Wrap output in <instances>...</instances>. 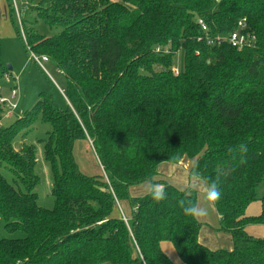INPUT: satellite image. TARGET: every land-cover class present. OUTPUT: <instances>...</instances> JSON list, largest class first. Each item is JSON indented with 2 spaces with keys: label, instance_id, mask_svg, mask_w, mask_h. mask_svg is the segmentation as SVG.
<instances>
[{
  "label": "trees",
  "instance_id": "1",
  "mask_svg": "<svg viewBox=\"0 0 264 264\" xmlns=\"http://www.w3.org/2000/svg\"><path fill=\"white\" fill-rule=\"evenodd\" d=\"M35 11L62 31L46 37L22 22L27 52L62 72L67 100L59 106L41 93L30 111L0 124V219L8 234L23 235L0 237V264H175L163 242L184 264H264V237L249 231L264 226V0H42ZM244 19L253 48L207 44V34L229 36ZM5 74L0 29V81ZM5 110L0 103V122ZM39 121L51 126L42 143L53 209L38 203L35 146L15 148ZM89 140L104 174L77 163L76 142ZM241 142L244 163L229 151ZM184 159L194 161L190 178H218L216 231L232 237V250L201 244L204 224L183 215L180 201L198 203L196 190L156 180L163 164ZM150 182L165 185V201L131 195ZM258 201L261 213L248 216Z\"/></svg>",
  "mask_w": 264,
  "mask_h": 264
},
{
  "label": "rangeland",
  "instance_id": "2",
  "mask_svg": "<svg viewBox=\"0 0 264 264\" xmlns=\"http://www.w3.org/2000/svg\"><path fill=\"white\" fill-rule=\"evenodd\" d=\"M42 0H27L25 9L22 7V14L19 17L16 12H10V5L8 0H0V25H1V46H2V62L4 68L12 67V79L16 78V81L11 83L5 82L4 79L0 81L3 86V91L0 96L5 97L9 100V105H18V109L14 110L13 113L6 115L8 109L5 110L4 117L8 118L0 122L2 127H6L14 123L18 117L23 115L25 112L30 111L35 103L38 101L41 93H48L52 95L54 102L59 106L66 104V97L64 90V76L62 72L54 69L50 62H44L42 67L38 62L33 60L32 53L27 52L25 39L23 36L24 23L25 30L29 28H35L38 34L46 37H55L61 33V29H52L49 27L43 19L38 18L36 15V7L41 3ZM46 6V5H45ZM13 7V6H12ZM34 54V53H33ZM35 55V54H34ZM37 57H46L43 55L36 54ZM48 58V57H47ZM49 60V59H48ZM175 72L181 71L183 65V55L179 53L175 56ZM11 72V71H10ZM8 75V74H5ZM18 89L19 94L17 98H12V90ZM68 103V102H67ZM1 115V114H0ZM2 116V115H1ZM1 126V125H0ZM51 130V126L38 122L34 131L30 133L25 139L19 137L15 141V148L21 149L23 144L34 145L36 149L37 167L36 174L39 176L41 182L37 188L38 203L41 207L46 209H53L54 197L52 196L53 178L50 165L47 163L44 154V144L42 140L47 138V133ZM94 145L91 140L89 141H78L76 142L74 153L77 159V163L80 166L82 172L89 176H97L98 174H104V171L97 159L96 153L94 152ZM9 181L11 178L8 176ZM259 197L261 198L264 194V183L258 190ZM204 193L201 192L200 200L203 201V206L208 207L210 214L208 218L210 225L214 230L220 224V218L217 211H213L212 207L207 205L204 201ZM257 206H260L258 201ZM250 213L255 214L254 204L250 207ZM4 221L0 219V237L1 238H19L23 237L22 234H8L4 230ZM175 262L184 264L177 256ZM174 262V263H175Z\"/></svg>",
  "mask_w": 264,
  "mask_h": 264
},
{
  "label": "crops",
  "instance_id": "3",
  "mask_svg": "<svg viewBox=\"0 0 264 264\" xmlns=\"http://www.w3.org/2000/svg\"><path fill=\"white\" fill-rule=\"evenodd\" d=\"M0 29H1V25H0ZM11 74L12 76H14L12 71H11ZM193 164H194V161L189 160V159H184L179 165L165 163L161 166L160 176L156 180H164L180 190H186L188 188L193 189L192 185L195 182L189 176V172ZM204 186L205 184L199 181L198 183H196V186L194 188V190H196L198 193V204H200L201 206H203V203H202L203 201L200 200L199 196L201 192L204 193ZM148 187H149V184H144V185L132 188L131 195L134 197L145 196L146 194H148ZM211 207L213 211H216L214 206H211ZM120 209H121L120 210L121 213L124 214V216L128 220L132 217V208L128 203L123 202V204L120 206ZM249 209L247 211L248 216H257L261 213V204L260 206H257V204L254 203V210L256 211L255 214H251ZM208 214H210V212H208ZM208 216L209 215L201 219H198L202 224H204L200 232V236H199V240L201 244L205 245L211 250H218V249L232 250L233 249V243L231 241L232 237L229 234L220 233L216 231L220 228V224L214 230L215 227L214 228L211 227ZM249 231L257 236L264 237V226H252L249 228ZM162 249L173 260V262H175V259L178 256V254L174 246L169 242H163ZM175 264H180V263L175 262Z\"/></svg>",
  "mask_w": 264,
  "mask_h": 264
},
{
  "label": "built area",
  "instance_id": "4",
  "mask_svg": "<svg viewBox=\"0 0 264 264\" xmlns=\"http://www.w3.org/2000/svg\"><path fill=\"white\" fill-rule=\"evenodd\" d=\"M9 3L13 6L14 11L16 12L17 16L19 17L20 20V16L22 14V8L25 9V4L27 0H8ZM22 7V8H21ZM199 25L202 28V31L204 33H208L209 29H208V25L204 22V20H199ZM206 41L207 44L209 46H214L215 44H219V42H225L227 44H229L230 46H232L233 48H236L238 50H243L246 48H253L256 44V36L254 34H252L247 26V21L246 19L240 21L238 23V29L237 31L233 32L232 34H230L229 36L226 37H218L217 39L211 38V36H209V34L206 35ZM32 57L33 60H35L36 62H38L42 67H44L43 63L44 62H48V58L47 57H37L36 55H34L32 53ZM11 75H5L4 76V81L11 83L12 81H16L15 79H12L10 77ZM3 91V86L0 84V94ZM19 94V90L18 89H13L12 90V98H17ZM9 102L8 99H6L3 96H0V103L4 104L6 106V109H8L6 115L10 116V113H13L14 110L17 109L18 105L14 104L12 106L9 105V108H7V103ZM1 127V126H0ZM121 210V209H120ZM122 217L124 219V221L128 222V219L124 216V214H122Z\"/></svg>",
  "mask_w": 264,
  "mask_h": 264
},
{
  "label": "clouds",
  "instance_id": "5",
  "mask_svg": "<svg viewBox=\"0 0 264 264\" xmlns=\"http://www.w3.org/2000/svg\"><path fill=\"white\" fill-rule=\"evenodd\" d=\"M230 152L239 153L241 155V163H244L243 155L247 153L248 146L247 143L241 142L235 145V147L229 149ZM193 181L195 182L192 187L193 189L196 186V183L200 181V177L198 173H193L192 176ZM148 194L152 200L157 203L165 201L167 199V192L165 189V185L150 182L148 187ZM222 197V192L219 187V180L206 181L204 186V201L209 206H214ZM180 207L182 209L183 215L186 217H191L193 219H201L208 215L209 208L201 206L198 203L193 202L192 200H181Z\"/></svg>",
  "mask_w": 264,
  "mask_h": 264
},
{
  "label": "water",
  "instance_id": "6",
  "mask_svg": "<svg viewBox=\"0 0 264 264\" xmlns=\"http://www.w3.org/2000/svg\"><path fill=\"white\" fill-rule=\"evenodd\" d=\"M221 0H216L217 3H220ZM9 70L12 71V67L9 66Z\"/></svg>",
  "mask_w": 264,
  "mask_h": 264
}]
</instances>
